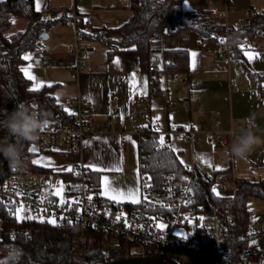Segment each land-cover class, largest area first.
<instances>
[{
    "label": "crops",
    "instance_id": "crops-1",
    "mask_svg": "<svg viewBox=\"0 0 264 264\" xmlns=\"http://www.w3.org/2000/svg\"><path fill=\"white\" fill-rule=\"evenodd\" d=\"M77 2L35 0L36 8L39 4L44 20L63 19L48 30L46 41L42 40L44 51L34 55L25 54L31 59H24L23 68L35 77L32 80L33 86L41 82L44 86L51 85L50 95L56 99L58 97V101L64 103V107L71 112L76 114L77 108L66 104L67 99L81 97L91 102L89 113L94 114L98 125L107 127V130L91 134L85 139L83 155L66 149L45 152L35 146L37 151L33 152V160L43 158L41 164L37 165L51 170L68 169L83 161L100 176L107 172H111L113 177L115 174L123 176L125 184V176L130 167L126 152L134 149L138 140L133 129L136 126L156 124L162 132L163 140L171 144L183 164L194 160L221 175L222 159L226 153L221 147L220 137L222 134L231 137L228 132L233 127L241 122H251L256 124L254 132L262 143L254 149L247 161L235 158V171L241 175L258 173L264 176V40L250 42L246 48L247 65L252 75L245 66L235 63L226 55L219 42L209 39L203 42L204 37L193 30L178 33L173 42L172 39L171 42L166 41L165 36L162 40L157 39L162 51L156 53L152 60L161 71L154 73L145 70L139 58L125 56L121 52L113 53L102 42L85 38L88 47L85 55L87 70L75 78L73 13L93 15L96 18L93 27H104L102 23L105 21L118 22L112 25L111 29H114L123 27L132 11L131 0ZM127 7L130 8L128 13ZM183 8L195 11L217 10L230 18L229 21L224 19L226 24L237 26L253 12L264 8V0H184ZM63 11H66L65 17H62ZM8 35L11 34L8 32ZM168 49L188 51V71L178 73L177 78L171 77L165 70L167 62L163 50ZM192 53L196 54L195 57ZM249 56L253 58L250 60ZM116 60L118 64L114 62ZM256 76H262V79ZM233 78L237 79L235 85L231 82ZM154 87L158 89L156 97L152 96ZM187 104L191 110L187 109ZM132 111L135 119L129 121L128 116ZM178 128L194 129L192 139L180 142L174 133L163 134L166 130ZM209 132L214 133L212 141L208 140ZM48 161H51V165H47ZM133 186H136L135 182ZM133 186H129L128 190L134 189ZM141 196L142 189L135 199L140 202ZM123 200L121 203H138L132 202L131 198ZM258 261L254 262L264 264V258Z\"/></svg>",
    "mask_w": 264,
    "mask_h": 264
},
{
    "label": "built area",
    "instance_id": "built-area-1",
    "mask_svg": "<svg viewBox=\"0 0 264 264\" xmlns=\"http://www.w3.org/2000/svg\"><path fill=\"white\" fill-rule=\"evenodd\" d=\"M215 14L225 18L226 14L213 10ZM259 12L264 13V8ZM257 13L253 12L252 14ZM75 28V41L72 53L75 56L74 77L78 78L87 70L86 52L83 32L86 28L94 26L96 18L91 14L80 15L73 13ZM242 21L239 25L245 24ZM83 26V29L81 27ZM106 29L118 22L105 21L102 23ZM162 40L163 33L156 34ZM207 38L203 39V42ZM219 42L225 53V41ZM246 42L244 47H249ZM45 50L43 41L40 40L30 48L27 53L37 54ZM226 54V53H225ZM172 62V61H171ZM161 68L152 64L150 72H160ZM177 78V76H173ZM232 84L237 79H232ZM158 95V89L152 88V96ZM66 104L75 105L77 113L71 115V122L64 123L60 116L51 119L48 131L41 134L40 139L31 144L39 146L41 151L66 149L80 155L85 153V139L96 132H104L107 127L98 125L96 116L89 113L91 102L78 97L67 99ZM35 105V103L33 104ZM188 110L191 107L186 105ZM135 113L128 116L129 121H134ZM256 124L241 122L233 127L228 134L220 137L221 147H230L235 134L241 127ZM153 130L159 138L162 150L172 149L169 142L161 145V131L156 124L147 127L136 126L133 133L141 140L147 139V133ZM174 133L180 142L192 139L194 129L178 128L173 131H164L163 134ZM214 133L209 132L208 140H213ZM146 155V146H139ZM226 153V152H225ZM172 163V162H171ZM141 189L140 202L136 204L121 203L102 195L100 188L94 182L92 171L84 162L71 165V171L65 168H56L42 173H13L0 178V239L14 240L18 231L16 224L22 221H42L51 224L60 230H70L82 227L98 233L102 237L103 246L111 248L114 240H119L132 248L125 253L124 258H149L161 257L176 264L177 256L185 255L195 260L208 264H262L252 261L253 249L249 245V235L241 236V253L236 259L232 255L230 246V225L237 222L233 212L224 211L222 206H214L212 201L201 199L200 190L202 182H209L216 189V197H223L229 201L238 195L239 187L244 180L260 181L264 176L258 173L241 175L235 171V158L226 153L222 159L223 170L221 179L216 178V172L208 166H202L196 161L183 164L184 176L175 172H167L160 179L153 177L148 169L147 162H141ZM53 176V177H52ZM63 184L62 196L66 203L61 204V197L55 191ZM91 197V199H89ZM23 206L22 211L17 212ZM21 217L18 219L17 217ZM120 219L117 220L116 217ZM28 217H32L29 219ZM54 220L55 224L49 221ZM190 222L195 225V234L187 239L181 238L190 230ZM163 224L162 229L158 227Z\"/></svg>",
    "mask_w": 264,
    "mask_h": 264
},
{
    "label": "trees",
    "instance_id": "trees-1",
    "mask_svg": "<svg viewBox=\"0 0 264 264\" xmlns=\"http://www.w3.org/2000/svg\"><path fill=\"white\" fill-rule=\"evenodd\" d=\"M184 0H131L132 15L121 28L107 30L104 27H92L83 32L87 40L100 41L112 49L113 53L121 52L125 56L137 57L142 67L150 72L153 58L162 51L156 34L175 35L182 31L193 30L202 37L212 41H225V53L235 63L247 65L246 42L264 40V13L251 14L243 25H228L212 10H186ZM25 19L24 30L8 35L9 28L15 20ZM61 20V19H60ZM57 19L44 20L42 12L37 10L35 0H1L0 1V119L6 109L11 113L18 102H24L38 110L51 113V119L60 116L64 123L71 122V115L64 109V103L50 95V87L43 86L39 91L33 88L21 71L24 56L34 47L43 33L55 24ZM167 62L165 70L173 77L188 71V51L185 49L163 50ZM111 53V54H113ZM170 61L172 63L170 64ZM253 75V74H252ZM262 79V76H256ZM35 103V105H33ZM6 133L0 131V138ZM140 143L146 146V155L139 148V161L147 162L148 169L154 178L160 179L167 172H175L184 176L183 163L173 149L162 150L157 133L149 130L147 139ZM26 147L30 159L27 170L23 173L49 172V168L34 164L33 152ZM172 162V163H171ZM13 174L7 161L0 154V178ZM94 182L99 187L100 174L93 173ZM216 178L222 176L216 173ZM251 195L264 197V179L260 181L244 180L239 187L237 197L229 201L216 197L213 186L202 182L201 199L212 201L214 206H222L224 211L233 212L237 222L230 225V246L236 259L241 253V236L248 235L250 211L248 197ZM17 237L14 240L0 239V264H107L124 259L125 243L111 246L109 251L103 247L102 237L89 229L75 227L60 230L42 221H22L16 224ZM167 264H176L165 260Z\"/></svg>",
    "mask_w": 264,
    "mask_h": 264
},
{
    "label": "clouds",
    "instance_id": "clouds-1",
    "mask_svg": "<svg viewBox=\"0 0 264 264\" xmlns=\"http://www.w3.org/2000/svg\"><path fill=\"white\" fill-rule=\"evenodd\" d=\"M2 111L0 131L6 134L0 138V154L7 161L11 172L23 173L30 163L25 146L36 143L41 134L49 130L51 113L24 102H18L11 113L6 109ZM253 127H241L239 133L234 135L230 147L225 149L230 157L247 161L254 149L261 145L262 140L255 134Z\"/></svg>",
    "mask_w": 264,
    "mask_h": 264
},
{
    "label": "rangeland",
    "instance_id": "rangeland-1",
    "mask_svg": "<svg viewBox=\"0 0 264 264\" xmlns=\"http://www.w3.org/2000/svg\"><path fill=\"white\" fill-rule=\"evenodd\" d=\"M82 1L83 0H78L77 4H80ZM129 9L130 8L127 9V11H126L127 13L130 11ZM61 13L63 14L62 17H65L64 14L66 13V11H63ZM129 13H131V15H132V11H130ZM222 19H225L228 21L230 20V18H228V16H226L225 18H222ZM238 22H240V20H238ZM26 26H27V21L25 19L15 20L13 22V24L11 25V27L9 28L8 32H9V34H14V33H17L18 31L24 30L26 28ZM176 35L177 34L171 36L167 32L164 34L166 41H170L172 39V42H173V39L176 37ZM44 41H46V40H44ZM138 145L139 144H138V140H137V142L134 146V149L126 152V160L130 165V167L127 171L128 175L126 173V176H125V179H127L128 184L127 183H125L126 185L123 184V176H119V175L116 176V174H115V177H113L111 175L112 174L111 172L103 173L100 176V185H99L102 193L105 191L106 186L108 185L109 182H110V186L112 188H115V189L122 191L124 193L128 190L129 186L132 187L133 182H135L136 186L135 187L133 186V187H134V189L139 190L138 191V197H139V193H140V189H141L142 184H141V164L139 161V146ZM52 171L53 170H49V172H52ZM32 173H40V172H32ZM47 174L49 175V173H47V172H42V175L45 177L47 176ZM109 195H110V193H109ZM109 195H106V196L109 197ZM114 201L122 202L124 200L117 198V200H114ZM248 208L250 211V220H249V228H248V235H249V242L248 243H249L250 247H252V249H253L252 261L253 262L258 261V260L262 261V259L264 258V197L255 196V195L249 196L248 197ZM189 227H190V230L186 232V235L187 236H193L195 234L194 223L190 222ZM253 241H254V243H253ZM113 246H119L120 247L121 242L119 240H114ZM104 249L106 251L110 250V248L107 249L105 247H104ZM124 250L127 252H130V251H132V248L126 244V246H124ZM175 261L179 264H208L205 262L195 260V259H193L189 256H185V255L177 256L175 258ZM260 261H258V262H260Z\"/></svg>",
    "mask_w": 264,
    "mask_h": 264
},
{
    "label": "snow or ice",
    "instance_id": "snow-or-ice-1",
    "mask_svg": "<svg viewBox=\"0 0 264 264\" xmlns=\"http://www.w3.org/2000/svg\"><path fill=\"white\" fill-rule=\"evenodd\" d=\"M37 10H39V4H37ZM221 42H223V41H221ZM192 55H193V57H195L196 54H195V53H192ZM246 55H247V53H246ZM252 58H253L252 56H249V59H250V60H251ZM24 59H25V60H29V59H31V57H30L29 55H25ZM114 62L117 63V64L119 63L118 60H116V61H114ZM29 68H31V65H29ZM21 71L25 74V76H26L29 80H35V77L29 74V70H28V69H26V68H22ZM43 86H44V85H43V83L41 82L40 84L34 86L33 88H30L29 91H39V89H40L41 87H43ZM48 86L50 87L51 85H48ZM58 99H59V98L57 97V100H58ZM64 110H65L66 112H68L69 115H75L74 112H71V110H69V109H67V108H65ZM156 119H159V117H156ZM163 143H164V141H163V137H161V145H163ZM29 151L35 153V152L37 151V149H36L35 146H33L32 148L29 149ZM42 159H43V158L38 159V160H33L32 162H33L34 164H41ZM200 159H204V158H203V157H200ZM206 162H207V161H206ZM181 163H183V161H181ZM47 165H51V161H48V162H47ZM209 166H211V165H209ZM68 170L71 171V169H68ZM97 170H99V169H97ZM216 170H220V169L217 168ZM62 191H63V184H62V182H61L59 188H57V190L55 191L54 194L60 196V197H61V204H64V203H66V201L63 199ZM138 191H139L138 189H129L127 193H124V192L119 191V190H117V189H115V188H112V187L110 186V182H109L108 185L106 186L105 191L102 193V195H109V193H111L112 195H109V198H110V199L117 200V198H120V199L131 198V199H132V202H138V201L135 199V197L138 195ZM213 192H215L217 195H219V193L216 192V189H215V188H213ZM89 199H91V197H89ZM22 209H23V206H21V208H18V209H17V212L19 213L20 211H22ZM17 218L20 219L21 217L18 216ZM28 218L31 219L32 217H28ZM116 219L119 220L120 217L117 216ZM49 222L55 224V221H54V220H51V221H49ZM158 227H160V228L163 229L165 226H164L163 224H161V225H159ZM187 237H188V236H187L186 234H181V238H183V239H187ZM253 243H254V241H253Z\"/></svg>",
    "mask_w": 264,
    "mask_h": 264
},
{
    "label": "water",
    "instance_id": "water-1",
    "mask_svg": "<svg viewBox=\"0 0 264 264\" xmlns=\"http://www.w3.org/2000/svg\"><path fill=\"white\" fill-rule=\"evenodd\" d=\"M49 37L45 32L41 35L40 39L45 40ZM107 264H167L161 257H149V258H124L122 260L114 261Z\"/></svg>",
    "mask_w": 264,
    "mask_h": 264
}]
</instances>
